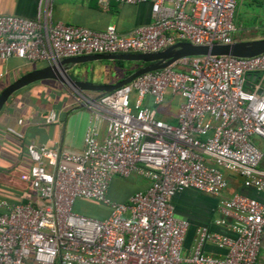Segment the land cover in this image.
<instances>
[{"label": "built area", "instance_id": "2783aa9c", "mask_svg": "<svg viewBox=\"0 0 264 264\" xmlns=\"http://www.w3.org/2000/svg\"><path fill=\"white\" fill-rule=\"evenodd\" d=\"M108 1L95 0L102 8ZM113 1L148 3L151 21L122 34L114 25L95 31L0 15V63L45 66L85 55L156 53L178 42L238 41L236 0ZM174 99L175 123L158 119L157 108ZM77 102L89 112L81 148L27 144L32 200L0 199V264H257L264 203L225 194L230 177L264 194V53L181 58ZM53 121L50 111L45 122ZM130 175L145 188L111 200L112 179ZM183 190L215 199L213 224L231 234L196 227L186 256L188 221L171 204ZM76 199L101 204L105 217L72 211ZM206 244L223 253H204Z\"/></svg>", "mask_w": 264, "mask_h": 264}, {"label": "crops", "instance_id": "0c3cea01", "mask_svg": "<svg viewBox=\"0 0 264 264\" xmlns=\"http://www.w3.org/2000/svg\"><path fill=\"white\" fill-rule=\"evenodd\" d=\"M0 15L38 20L41 26L60 22L95 31L102 30L107 25H114L122 34L129 33L137 25L151 21L148 3L122 5L113 0L108 1L105 8L100 7L95 0H0ZM2 66L0 91L18 76L39 68L42 63L27 65L9 59L2 63ZM26 67L28 68L25 69ZM172 102L176 103L174 110L170 111L168 108L164 110L165 105H162L159 107L161 110L156 114L162 121L170 124L175 123L178 100L174 99ZM145 103L148 105L149 99ZM50 111L54 113V121L46 123L45 117ZM88 118L89 112L55 81H39L10 95L0 110V199L12 203L31 201L32 196L26 191V177L31 164L25 152L26 145L43 143L48 147L80 149ZM260 168L264 169V162ZM230 178V192L240 193L245 189L240 186L237 177ZM146 184V181L141 183L133 192L144 189ZM186 191L188 196L184 197L179 193L171 199L172 207L180 203V210L174 213L178 217L187 218L188 228L192 229L189 237L187 239H185L186 235L184 237L182 256L190 253L196 227L203 226L209 231L231 235L224 228L213 224V220L217 217L216 213L215 218L212 219L203 217L197 210L195 199L200 196L199 193L193 190ZM246 192L249 197L264 203V194L251 189H247ZM215 203L210 209L214 212ZM203 252L210 255L223 253L208 244L203 246ZM256 262L264 264V227L260 235Z\"/></svg>", "mask_w": 264, "mask_h": 264}, {"label": "water", "instance_id": "95a60500", "mask_svg": "<svg viewBox=\"0 0 264 264\" xmlns=\"http://www.w3.org/2000/svg\"><path fill=\"white\" fill-rule=\"evenodd\" d=\"M262 53H264V38L236 41L230 44L211 45H193L187 42H178L156 53L99 54L65 58L55 64H49L29 70L6 85L0 91V110L10 95L14 92L39 81H55L63 87H68L74 95L79 96L82 99H90L93 101L102 95L108 94L113 90L130 83L144 73L158 71L169 67L181 58L195 56H230L248 58ZM102 60L139 62L141 65L136 67L123 78L113 83L106 84H97L84 80H73L67 74V71L75 65ZM87 93H95L97 95L88 97L86 95Z\"/></svg>", "mask_w": 264, "mask_h": 264}, {"label": "rangeland", "instance_id": "374dc122", "mask_svg": "<svg viewBox=\"0 0 264 264\" xmlns=\"http://www.w3.org/2000/svg\"><path fill=\"white\" fill-rule=\"evenodd\" d=\"M236 7L234 11V24L236 26L235 36L238 41H246V40H254V39H262L264 38V0H236ZM135 66L131 64L128 66V69H133ZM26 67L25 69H27ZM177 68V67H176ZM0 70H3L2 63H0ZM92 70L93 74L91 76H87L88 68L84 66H73L71 69L67 71L68 76L70 74L73 76H78L79 78H84L82 80H86L88 82L97 83V84H106L113 83L119 78H123V76H115L116 74H111L112 71H117L115 68H111L105 65L95 66ZM27 72V71H26ZM25 73V72H24ZM70 73V74H69ZM117 73V72H116ZM71 78V77H70ZM71 95L76 99V101L80 100L79 96H76L72 93V91L68 87H64ZM90 96H95V93H87ZM84 95V94H83ZM164 110H174L176 103L171 100L167 101L165 104ZM161 110V108H157L156 112ZM163 110V109H162ZM158 119L161 120L159 116ZM145 180L137 175H130L127 178H119L114 177L110 183L108 190V197L114 201H120L126 198L137 186L141 183H144ZM247 189L240 191V194L249 196L246 192ZM184 191V192H183ZM182 195L188 196V191L183 190ZM179 194V193H178ZM200 196L196 197V205L197 210L201 213L203 217L215 218V212L210 209L213 207V204L216 202L215 199L210 196L198 194ZM230 191L225 194V196H229ZM200 197V198H199ZM215 208V206H214ZM173 210L176 212L180 210V203L177 205H173ZM72 211L89 216L95 219H101L106 215V208L101 204L92 201V200H84V199H76L74 201ZM184 218V217H182ZM188 221L187 218H184ZM190 219V218H189ZM191 228L189 227L186 232L187 239L191 233Z\"/></svg>", "mask_w": 264, "mask_h": 264}, {"label": "trees", "instance_id": "16d2710c", "mask_svg": "<svg viewBox=\"0 0 264 264\" xmlns=\"http://www.w3.org/2000/svg\"><path fill=\"white\" fill-rule=\"evenodd\" d=\"M107 65L108 67H111V68H115L117 71V73L115 71H112V75L113 74H116L115 76H126L128 75L131 71H133L136 67L140 66L141 63L139 62H129V61H119V60H114V61H105V60H102V61H94V62H89V63H83V64H79V65H75V66H84V67H87L88 68V75L87 76H91L93 74L92 70L90 69H93L95 65ZM131 64H134V68L133 69H128V66L131 65ZM42 67V66H40ZM70 74V73H69ZM70 77L71 79L73 80H82L84 78H79L78 76H73L70 74ZM121 79V78H119ZM84 81H87L86 78ZM127 198V197H126ZM122 199V201H125V199Z\"/></svg>", "mask_w": 264, "mask_h": 264}]
</instances>
